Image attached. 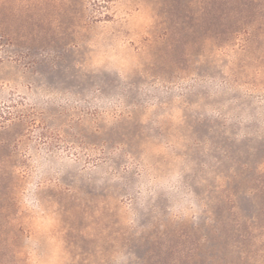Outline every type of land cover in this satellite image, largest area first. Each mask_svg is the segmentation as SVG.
Listing matches in <instances>:
<instances>
[{"label":"rangeland","instance_id":"rangeland-1","mask_svg":"<svg viewBox=\"0 0 264 264\" xmlns=\"http://www.w3.org/2000/svg\"><path fill=\"white\" fill-rule=\"evenodd\" d=\"M0 264H264V0H0Z\"/></svg>","mask_w":264,"mask_h":264}]
</instances>
